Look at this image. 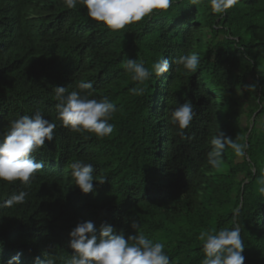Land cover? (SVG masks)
<instances>
[{"label": "trees", "instance_id": "1", "mask_svg": "<svg viewBox=\"0 0 264 264\" xmlns=\"http://www.w3.org/2000/svg\"><path fill=\"white\" fill-rule=\"evenodd\" d=\"M264 0H239L212 14L207 0H179L152 19L112 32L68 9L63 0H0V133L11 120L41 109L56 123L51 142L33 155L44 167L28 185L0 181V264L20 253L19 264H64L72 254L69 233L81 221L163 242L172 264H201V231L234 224L245 244L244 264H264V197L256 191L264 172ZM195 52L196 73L171 63ZM161 56L167 73L152 78L144 96L121 67L143 60L149 69ZM251 79L254 93L244 89ZM92 81L90 98L117 106L110 137L78 134L61 126L54 88L75 90ZM245 91V92H244ZM190 101L197 112L185 135L169 123L168 110ZM244 102V103H242ZM245 108L244 114L238 108ZM243 116L247 122L244 123ZM243 136L245 158L225 148L219 169L207 164L213 135ZM87 137V138H85ZM94 165V190L74 185L69 165ZM26 191L23 204L3 201ZM133 223L137 228H133Z\"/></svg>", "mask_w": 264, "mask_h": 264}, {"label": "clouds", "instance_id": "2", "mask_svg": "<svg viewBox=\"0 0 264 264\" xmlns=\"http://www.w3.org/2000/svg\"><path fill=\"white\" fill-rule=\"evenodd\" d=\"M179 0H63L68 9H77L82 5L87 16L102 23L109 31L118 32L129 25L152 19L161 12H166ZM200 0H192L195 5ZM212 14L223 15L228 9L235 7L239 0H207ZM172 64L181 66L185 73H196L200 57L195 52H189L171 60ZM123 70L136 82L130 89L132 95L144 96L147 81L155 74L160 77L170 68V59L161 56L152 63L151 68L145 66L143 60L125 59L121 61ZM257 84L245 85L250 93L256 91ZM94 84L92 81L81 80L77 88L68 91L66 87L54 88L52 99L56 101L57 119L61 126L71 132L95 134L96 138L110 137L115 131V125L110 123L118 110L116 104L104 96L100 99L90 98ZM197 116L195 106L190 101L168 110L169 123L178 129V134L185 139V129L189 128ZM56 123L46 119L41 109H36L32 115H21L10 121L8 130L0 133V181L9 183L19 181L28 185L36 174L44 167L43 161H38L33 155L45 146V141L51 142L55 136ZM87 138V137H85ZM211 149L207 154V164L219 169L225 148H230L236 157L245 158L248 144L243 136L237 135L233 140L222 132L213 135L210 140ZM74 185L83 193L93 192V181L103 183L94 175V165L84 160L76 159L70 165ZM256 191L264 197V172L257 178ZM28 196L26 191L12 194L3 201V205L11 207L23 204ZM133 228L137 224L133 223ZM68 247L72 254L64 259V264H172L170 256L165 251L163 242L154 241L143 233L125 238L124 233L108 224H102L99 231L91 221H81L70 231ZM197 239L202 242L203 259L201 264H244L242 255L245 244L241 237V228L233 225L201 231ZM20 253L11 257L7 264H19ZM36 264H40L39 258ZM45 264H55L49 256Z\"/></svg>", "mask_w": 264, "mask_h": 264}, {"label": "rangeland", "instance_id": "3", "mask_svg": "<svg viewBox=\"0 0 264 264\" xmlns=\"http://www.w3.org/2000/svg\"><path fill=\"white\" fill-rule=\"evenodd\" d=\"M260 52H261V55H260L261 69L264 70V51H260ZM248 84H251V79H248ZM242 103H244V102H242ZM238 112L240 114H244L245 108L243 106L238 108ZM243 119H244V123L247 122L246 117L243 116ZM262 121H264V117L259 119L258 122L261 123Z\"/></svg>", "mask_w": 264, "mask_h": 264}]
</instances>
